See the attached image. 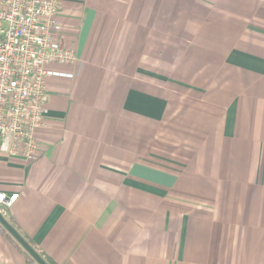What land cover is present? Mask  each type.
Listing matches in <instances>:
<instances>
[{
    "label": "crops",
    "instance_id": "1",
    "mask_svg": "<svg viewBox=\"0 0 264 264\" xmlns=\"http://www.w3.org/2000/svg\"><path fill=\"white\" fill-rule=\"evenodd\" d=\"M71 78L2 216L54 264H264V0H61ZM0 264H29L0 234Z\"/></svg>",
    "mask_w": 264,
    "mask_h": 264
},
{
    "label": "built area",
    "instance_id": "2",
    "mask_svg": "<svg viewBox=\"0 0 264 264\" xmlns=\"http://www.w3.org/2000/svg\"><path fill=\"white\" fill-rule=\"evenodd\" d=\"M61 0H0V155L31 162L38 157L35 132L43 125L45 82L71 78L51 66L74 65L72 48L56 35ZM18 195L0 193V214Z\"/></svg>",
    "mask_w": 264,
    "mask_h": 264
},
{
    "label": "water",
    "instance_id": "3",
    "mask_svg": "<svg viewBox=\"0 0 264 264\" xmlns=\"http://www.w3.org/2000/svg\"><path fill=\"white\" fill-rule=\"evenodd\" d=\"M0 225L9 235L29 254L37 264H47L39 254L26 242V240L13 228L10 223L0 214Z\"/></svg>",
    "mask_w": 264,
    "mask_h": 264
},
{
    "label": "trees",
    "instance_id": "4",
    "mask_svg": "<svg viewBox=\"0 0 264 264\" xmlns=\"http://www.w3.org/2000/svg\"><path fill=\"white\" fill-rule=\"evenodd\" d=\"M0 234L4 236L9 242H11L15 248L24 256L25 260L29 264H37L29 254L7 233V231L0 225ZM26 242L39 254V256L47 263V264H54L50 259H48L42 252L38 251L31 242L24 238Z\"/></svg>",
    "mask_w": 264,
    "mask_h": 264
}]
</instances>
